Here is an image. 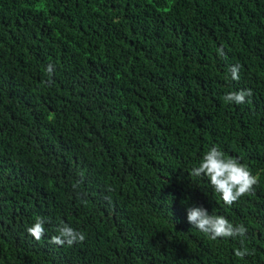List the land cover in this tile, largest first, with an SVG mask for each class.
I'll return each mask as SVG.
<instances>
[{"label":"trees","instance_id":"obj_1","mask_svg":"<svg viewBox=\"0 0 264 264\" xmlns=\"http://www.w3.org/2000/svg\"><path fill=\"white\" fill-rule=\"evenodd\" d=\"M214 145L259 175L232 206L190 174ZM0 264H264V0H0Z\"/></svg>","mask_w":264,"mask_h":264},{"label":"clouds","instance_id":"obj_2","mask_svg":"<svg viewBox=\"0 0 264 264\" xmlns=\"http://www.w3.org/2000/svg\"><path fill=\"white\" fill-rule=\"evenodd\" d=\"M218 54L223 56V46L219 48ZM239 65L231 67L230 71L232 79H239ZM55 66L51 63L46 68L49 78L53 75ZM49 83L51 80L49 79ZM251 89H241L239 91H231L225 94L223 99L228 103L243 104L248 102V98L252 96ZM195 177H206L216 193L220 194V198L227 206H232L242 197L251 195L254 186L259 183V175L253 174L252 170L239 161V159L228 156L218 146H212L206 151L197 167H194L190 173ZM83 180V173H80ZM187 222L205 234L210 240L217 239H235L240 238V247L234 249L235 257L244 259L246 256L254 255L255 250H250L244 243L248 228L240 223L233 224L227 217L223 215L209 214L203 206H190L186 209ZM46 218L37 216L31 226L27 228V233L36 241L44 238L46 233ZM57 234L53 235L50 243L54 245L69 247L75 243H83L86 239L84 232L71 227L67 223H61L57 229Z\"/></svg>","mask_w":264,"mask_h":264}]
</instances>
